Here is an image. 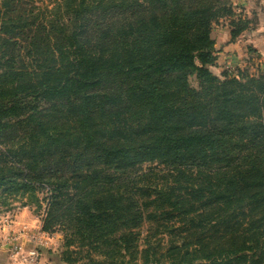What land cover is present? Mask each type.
Returning <instances> with one entry per match:
<instances>
[{"label":"trees","instance_id":"16d2710c","mask_svg":"<svg viewBox=\"0 0 264 264\" xmlns=\"http://www.w3.org/2000/svg\"><path fill=\"white\" fill-rule=\"evenodd\" d=\"M43 1L0 0L2 203L43 209L68 264H262L264 72L210 69L213 24L248 20L231 0Z\"/></svg>","mask_w":264,"mask_h":264},{"label":"clouds","instance_id":"9594fccd","mask_svg":"<svg viewBox=\"0 0 264 264\" xmlns=\"http://www.w3.org/2000/svg\"><path fill=\"white\" fill-rule=\"evenodd\" d=\"M43 223L42 214L23 196L11 201L9 209L0 215V251L8 253L9 264H51L49 257L40 255V251L59 253L64 237L59 229H44ZM33 236L37 242L28 247Z\"/></svg>","mask_w":264,"mask_h":264},{"label":"rangeland","instance_id":"374dc122","mask_svg":"<svg viewBox=\"0 0 264 264\" xmlns=\"http://www.w3.org/2000/svg\"><path fill=\"white\" fill-rule=\"evenodd\" d=\"M231 2L233 5V9L235 11V16L242 15L243 16L242 18H244L245 20H248V22H247L248 27L244 31H242L241 34L244 36H245V33H246V36H248L247 34H249V33H251V34L254 33L253 36L257 35L256 30L258 29V27L262 28V26H263V28H264V18H262L260 20L258 13H257L258 11H260V8H259L260 6L264 9V0H231ZM39 3H41V2H39ZM44 3L50 4V0H45V1H43V4ZM245 3L250 4V5H248L249 6V12L245 11V8H246V5H244ZM255 4H257L256 11H254V9H253L254 8L253 6ZM223 21H224V19H221L220 22L214 23L212 26V28H213L212 30H216L218 32V35L220 36V38H219L220 40H222V38H224L222 33H221L223 31V29L219 27V26H221V24H222L221 22H223ZM260 21H261V23H260ZM258 25H260V26H258ZM225 37H226V35H225ZM239 61H240L239 59L237 61L236 60L232 61L229 65L230 67H228V68L225 67V64H228V63H223L222 61H220L219 69L228 70L230 75L236 74L237 68H243V69L246 68L248 70V72H250L252 74L258 72L259 70L264 72V60H262V58H260L259 55L254 50H248V54H247L246 59H244L243 62H239ZM211 70L213 72L217 73V70L214 68V66L211 67ZM219 76L221 77V75H219ZM189 80H190L191 85H193V86L197 85V81H196L194 75H191ZM155 163L156 162H144L141 165L146 167L149 165H154ZM36 195L39 198H42L45 195V190H43V189L38 190L36 192ZM4 196H6V194L0 196V215H2L5 210L9 209L10 203H11V201H13V200H11V198L8 197L7 201H9V203H2ZM40 202L42 205H44L43 200H41ZM30 205L36 206V203L32 202ZM36 210L38 213L43 215V209H39V208L37 209L36 208ZM148 226H149V224L145 223V224H143V226L140 227L141 236H145L147 234ZM63 236H64V233H63ZM141 242H143V237H141L140 243ZM162 250H163L162 248L159 249L160 252ZM44 252H45V255H47L49 257L51 264H68L62 260L63 247L59 253H52L50 250H45V249H44ZM167 261L168 260H162V262H165V263ZM137 262L139 264H141L140 257H138ZM262 264H264V261Z\"/></svg>","mask_w":264,"mask_h":264},{"label":"crops","instance_id":"0c3cea01","mask_svg":"<svg viewBox=\"0 0 264 264\" xmlns=\"http://www.w3.org/2000/svg\"><path fill=\"white\" fill-rule=\"evenodd\" d=\"M249 3L244 4L246 5V8H245L246 12H249V6H248L250 5ZM253 7H254L253 8L254 11H256L257 4H255ZM259 8H260V11H258L257 13H258L259 19L261 20L262 18H264V9L261 6ZM227 21H228L227 19H224V21L221 22L222 23L221 26H219L220 28L223 29L221 33L224 38H222V40L219 39L220 36L218 35V32L216 30H212V37L214 38V41H215L214 48L216 50L215 52L217 55L216 64L213 66L217 70V73L214 72L217 75H220L222 71L221 69H219L220 61H222L223 63H228V64H225L226 68L230 67L229 65L232 61H235V60L237 61L239 59L240 60L239 62H243L244 59H246L247 54H248V49H247L248 46H251L252 48H254V50L259 55V57L262 58V60H264V30H263L264 28L263 26L262 28L258 27V29L256 30L257 35L255 36H253L254 33L253 34L249 33L250 35L247 34L248 36H246V33H245V36L241 34L240 35L241 37L238 36L235 39L230 40V31H229L230 29L228 27ZM211 67L212 66H210V69ZM43 255H45L44 249H42V256ZM7 257H8L7 252L0 251V264H9Z\"/></svg>","mask_w":264,"mask_h":264},{"label":"built area","instance_id":"2783aa9c","mask_svg":"<svg viewBox=\"0 0 264 264\" xmlns=\"http://www.w3.org/2000/svg\"><path fill=\"white\" fill-rule=\"evenodd\" d=\"M36 242H37V237L36 236H33L32 241L29 243L28 247H31ZM40 255H42V249L40 251ZM37 264H38V262H37Z\"/></svg>","mask_w":264,"mask_h":264}]
</instances>
